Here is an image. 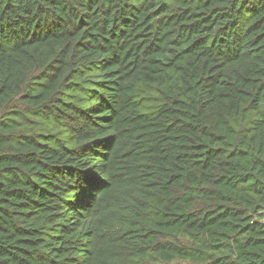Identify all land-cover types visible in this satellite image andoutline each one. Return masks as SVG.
<instances>
[{"label": "trees", "instance_id": "obj_1", "mask_svg": "<svg viewBox=\"0 0 264 264\" xmlns=\"http://www.w3.org/2000/svg\"><path fill=\"white\" fill-rule=\"evenodd\" d=\"M0 264H264V0H0Z\"/></svg>", "mask_w": 264, "mask_h": 264}]
</instances>
